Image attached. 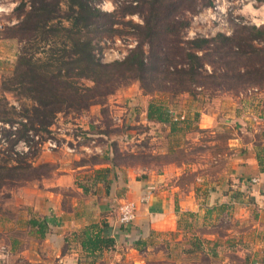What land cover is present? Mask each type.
<instances>
[{
	"label": "rangeland",
	"instance_id": "1",
	"mask_svg": "<svg viewBox=\"0 0 264 264\" xmlns=\"http://www.w3.org/2000/svg\"><path fill=\"white\" fill-rule=\"evenodd\" d=\"M58 1L64 19L68 1ZM91 1L101 12L87 32L96 58L108 65L141 44L144 78L119 83L84 109L57 112L43 128L25 116L23 107L30 100L2 89L25 44L15 26L29 2L0 0V107L6 105L15 120L10 125L0 121V156L5 157V169H0L5 181L0 187V246L10 249L9 255L0 249V264H24L32 255L29 220L35 206L54 197L68 207L72 198L81 200L104 189L95 170L114 169L112 162L117 169L114 184L153 174L158 183L153 187L170 191L175 224L152 230L143 249L132 252L140 264H264L262 206L239 190L235 180L245 142L256 145L255 154L264 157V41L222 45L216 36L247 34L252 26H264V1ZM148 18H156L150 39L144 36ZM202 38L209 41L198 46ZM38 45L35 56L44 57L47 46ZM188 52L199 55L193 76L182 71L190 66ZM150 101L163 102L174 123L148 120ZM76 165L84 167L67 176ZM105 175L108 179L111 172ZM57 181L62 183L55 185ZM114 192L122 195L124 185ZM258 200L264 204L263 198ZM120 201H114L115 209ZM111 217L117 220L116 210ZM130 252L124 250V260L115 264H131L126 258Z\"/></svg>",
	"mask_w": 264,
	"mask_h": 264
},
{
	"label": "trees",
	"instance_id": "2",
	"mask_svg": "<svg viewBox=\"0 0 264 264\" xmlns=\"http://www.w3.org/2000/svg\"><path fill=\"white\" fill-rule=\"evenodd\" d=\"M67 1L68 12L62 19L58 14L61 7L58 0H28L29 9L22 11L24 14L15 26V33L25 44L18 51L13 70L2 80L3 92L15 94L20 100L32 102L30 106L23 107L27 112L25 116L34 118L31 122H36L43 128L53 123L57 112L67 108L84 109L93 99L96 101L98 97L105 96L119 83H126L127 79H137L142 82L147 69L146 54L141 44L134 47L122 60L108 65L102 64L96 58L94 47L87 34L90 26L101 15L99 8L91 0ZM62 20L66 23H62ZM155 23L156 18L153 20L148 18L145 21V38L150 39L155 35ZM237 33L231 36L218 33L216 36L221 38L222 45L238 46L240 43L249 42L250 39L264 41V26H252L247 34ZM203 41L209 39H198L197 45L200 46ZM40 42L47 46V49H43L44 57L35 56ZM187 56L191 60L190 66L187 64L189 69L183 68L182 71L184 75L193 76V63L199 55L188 52ZM180 78L183 84V77ZM80 80H88L93 84L86 86ZM182 90L188 89L182 87ZM10 108L14 110L15 107L10 105ZM0 112L2 123L10 125L15 122L9 115L10 110L6 105L0 107ZM146 117L151 121L174 123L170 109L160 101L148 103ZM4 158L0 156V169H5ZM257 161L261 171H264V157L257 156ZM111 164L114 169L108 166L95 170V180L103 184L106 193L111 190L116 177V165L113 162ZM106 171L111 172L108 179H106ZM4 183V179L0 176V187ZM175 211L177 213V208ZM186 213L191 214V212ZM30 221L35 220L30 219ZM98 225V223H90L82 230L83 247L102 249L113 246L112 236L105 233L100 235L98 232L93 235L90 233ZM101 225L107 226V223L103 220ZM39 230L43 232V224H40ZM146 242H148L147 238H139L135 240L133 246L136 250H142L141 245H145Z\"/></svg>",
	"mask_w": 264,
	"mask_h": 264
},
{
	"label": "crops",
	"instance_id": "3",
	"mask_svg": "<svg viewBox=\"0 0 264 264\" xmlns=\"http://www.w3.org/2000/svg\"><path fill=\"white\" fill-rule=\"evenodd\" d=\"M244 145L246 151L239 158L235 180L239 184V190L248 192L262 206L259 210L264 212V204L261 205L263 201L258 200L264 199V171H261L253 150L256 145L248 142ZM81 166L84 167L76 165L70 168L67 176H71L74 170H80ZM252 178H256V181L253 182ZM61 181H57L55 185L61 184ZM155 181L156 176L153 174L142 178L132 177L127 181L123 180L124 183L119 182L118 185L116 182L108 193L105 189H97L82 195L81 200L72 198L68 207H64L59 198L49 197L44 206H35L33 211L35 215L32 219L35 221H30L29 227L32 230L30 239L34 250L24 264H115L124 260V250L131 251L126 257L132 261L131 264H140L143 261L132 253L136 251L133 246L135 240L147 238L152 230L172 228L175 224L169 203L170 191L166 188H154L153 186L158 185ZM71 183L72 181L67 182L68 185ZM123 185L124 192L119 196L114 190ZM51 193L56 195L55 192ZM144 194H147V199L141 201ZM85 198L88 199L83 201ZM119 199L135 203V218L127 225H120L117 219L114 201L119 202ZM111 210H116L117 220L111 217ZM101 219H105L107 226L101 225ZM90 223L99 224L90 233L93 235L98 232L100 235L105 233L112 236L113 246L102 249L83 247L82 230ZM40 224H43V232L39 230ZM2 245L5 252L1 254L9 255V247Z\"/></svg>",
	"mask_w": 264,
	"mask_h": 264
},
{
	"label": "built area",
	"instance_id": "4",
	"mask_svg": "<svg viewBox=\"0 0 264 264\" xmlns=\"http://www.w3.org/2000/svg\"><path fill=\"white\" fill-rule=\"evenodd\" d=\"M252 181H256V178H252ZM147 199V194H144L141 197V201H145ZM117 219L119 224L127 225L131 223L135 218V203L130 200H122L117 206ZM0 249H4V247L0 246Z\"/></svg>",
	"mask_w": 264,
	"mask_h": 264
},
{
	"label": "clouds",
	"instance_id": "5",
	"mask_svg": "<svg viewBox=\"0 0 264 264\" xmlns=\"http://www.w3.org/2000/svg\"><path fill=\"white\" fill-rule=\"evenodd\" d=\"M0 10H2V9H0Z\"/></svg>",
	"mask_w": 264,
	"mask_h": 264
}]
</instances>
